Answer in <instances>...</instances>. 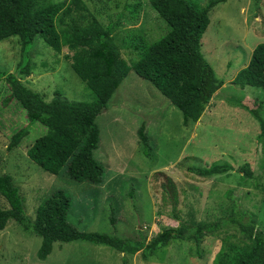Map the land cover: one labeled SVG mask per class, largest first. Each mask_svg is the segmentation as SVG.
<instances>
[{
	"label": "rangeland",
	"instance_id": "1",
	"mask_svg": "<svg viewBox=\"0 0 264 264\" xmlns=\"http://www.w3.org/2000/svg\"><path fill=\"white\" fill-rule=\"evenodd\" d=\"M135 1L82 0L103 25L113 27L121 56L129 64L137 55L123 46L124 39L140 34L153 41L169 29L147 0H138V12L131 14L127 6ZM201 42L204 57L224 84L200 119L184 126L181 112L131 69L96 118L100 141L94 156L105 169L99 184L70 179L66 167L57 175L50 174L27 157V149L46 132V127L37 122L29 124L17 100L5 102L10 88L1 79L0 175L12 176L26 214L33 218L43 197L63 188L72 200L68 220L79 229L149 239L162 226L180 222L162 199L161 183L170 177L177 186L181 220L204 225L222 215L231 204L226 194L231 190V198L239 194L242 209L254 212L258 227L264 231V158L257 142L262 127L257 105L264 100V89L231 83L247 64L254 46L264 42V0L260 1L257 16L253 14V0L219 3L210 12ZM29 48L31 73L19 76L24 86L39 92L45 101H50L57 90L70 100L90 101L89 91L70 68L66 55L71 52L66 47L55 53L37 39ZM20 59L18 37L0 42V68L13 72ZM143 122L150 140V156L141 152L137 136ZM24 126L28 127V135L8 149L12 134ZM214 162L230 163L233 169L207 177L188 169L209 167ZM245 165L252 171L250 178L239 171ZM111 205L115 226L109 222ZM0 206L8 207L1 195ZM235 234V229L216 232L199 244L194 240H172L147 260L139 252L129 255L87 241L55 242L51 253L41 260L37 256L41 239L8 221L0 230V264H216L221 250L233 253L232 242L238 240Z\"/></svg>",
	"mask_w": 264,
	"mask_h": 264
},
{
	"label": "trees",
	"instance_id": "2",
	"mask_svg": "<svg viewBox=\"0 0 264 264\" xmlns=\"http://www.w3.org/2000/svg\"><path fill=\"white\" fill-rule=\"evenodd\" d=\"M153 10L166 22L168 31L153 41L140 34L123 40V46L136 53L129 64L122 56L113 33V27L103 25L96 14L82 0H0V42L18 37L21 59L15 71L0 68V80H5L10 93L5 102L17 100L24 108L29 124L39 123L46 132L37 137L27 149V157L43 171L59 174L66 167L67 176L78 182L99 184L104 174L103 164L94 156L100 141L96 118L106 108L113 92L132 69L137 76L149 81L182 114L187 126L202 116L215 92L224 84L202 53L201 38L210 23V12L227 0H147ZM261 0H253V14L259 13ZM140 1L127 6L131 14L138 12ZM37 39L55 53L66 47L71 53L70 68L89 91L90 101L70 100L59 90L50 101L24 86L19 76L29 75V45ZM231 83L264 89V42L254 46L247 64ZM261 132L257 138L264 158V100L257 105ZM29 133L24 126L14 132L8 149L16 147ZM137 136L141 152L150 156L151 146L143 122ZM198 176H211L233 169L230 163L214 162L209 167L190 166ZM250 178L248 165L239 170ZM163 174V173H160ZM158 177V175H156ZM161 183L162 199L170 205L180 221L176 226H162L149 239L111 235L106 232L81 230L69 222L72 200L63 188H56L38 203L34 217L24 210V200L10 174L0 175V195L8 207L0 206V230L8 221H14L21 230L41 239L37 256L44 260L55 242L87 241L104 245L119 252L134 255L137 252L147 260L172 240H194L199 244L208 235L235 229L238 240L232 242L229 255L221 250L216 264H264V231L258 227L257 215L242 209L240 195L231 198V204L222 215L204 225L181 220L178 209L177 186L170 177ZM132 195V193L130 194ZM110 224L115 226L114 208L110 206ZM222 262V263H221Z\"/></svg>",
	"mask_w": 264,
	"mask_h": 264
}]
</instances>
